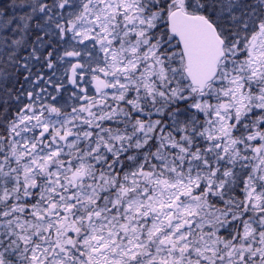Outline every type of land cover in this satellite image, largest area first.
Returning <instances> with one entry per match:
<instances>
[{"label":"snow or ice","instance_id":"1","mask_svg":"<svg viewBox=\"0 0 264 264\" xmlns=\"http://www.w3.org/2000/svg\"><path fill=\"white\" fill-rule=\"evenodd\" d=\"M0 264H264V0H0Z\"/></svg>","mask_w":264,"mask_h":264}]
</instances>
